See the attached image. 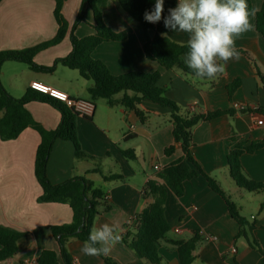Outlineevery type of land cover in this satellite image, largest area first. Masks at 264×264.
<instances>
[{
    "label": "crops",
    "instance_id": "0c3cea01",
    "mask_svg": "<svg viewBox=\"0 0 264 264\" xmlns=\"http://www.w3.org/2000/svg\"><path fill=\"white\" fill-rule=\"evenodd\" d=\"M177 2L165 0L164 15L168 14L169 8H175ZM263 3L264 0H252V7H258L260 11ZM81 4L82 0H67L64 4L62 14L70 28ZM55 7V0H2L0 52L34 48L55 38L59 31ZM92 13L90 9L87 11L88 24L78 28L77 38L94 33L90 26L93 24ZM103 19L114 31L132 30L127 40L105 42L93 53V59L103 62L114 75L122 76L134 71L160 72L159 85L165 90L166 97L187 110L189 115L235 111L233 117L224 115L194 127L191 154L238 206L247 222L257 225L255 237L264 249V192L249 193L239 188L228 163L229 151L235 144L231 138L248 142L264 138V114L257 112L259 109L264 111V38L256 30L257 14L252 20L255 30L245 33L236 42L237 49L247 54L241 55L238 61L230 60L226 75L217 81L200 80L182 71H167L148 60L144 52L142 26L126 15L117 0L109 1ZM156 25L172 41L187 44L188 34L166 29L163 20ZM69 34L70 30L62 43L36 55L35 63L52 66L57 59L68 56L72 52ZM1 80L8 93L16 99L23 98L35 81L63 91L74 99H92L88 91L92 82L85 80L78 71L63 66H58L54 73H44L32 71L26 64L6 62L2 67ZM237 81L240 85L230 98L227 86ZM94 102V115L79 117L76 122L81 147L92 158L77 159L72 142L58 140L53 145L47 173L53 184L86 177L95 187L103 189L110 210L101 212L95 226L119 223L123 236L127 233L126 226H130L134 217L153 202L144 193L147 183L156 179L158 171L178 160L183 153L178 145L172 156L164 154L165 149L175 143L169 109L144 101L139 106L144 113L141 120L136 112L118 105L111 107L107 100ZM238 105L250 111L241 113L243 109ZM27 108L36 122L47 130H56L62 122L61 113L49 104L29 102ZM41 142V135L31 128L25 129L13 141L6 142L0 137V225L24 233L17 255L0 264H37V258L43 251L59 253V244L51 234V227L73 221L69 204L40 203L38 200L42 189L35 175V165ZM124 152H129L134 158H128ZM241 163L250 180L264 182V149L253 155L243 154ZM113 174L122 175L125 180H104L103 176ZM165 213L171 231L160 243V264H180L177 247L171 241H187L195 233L201 236V240L192 264H264V256L253 249L244 236H240V225L231 218L224 199L209 187L202 176L185 183V193L181 198L169 191ZM210 237L217 238L211 241L207 239ZM83 243L73 239L68 244L74 264H107L100 257L85 256L81 252ZM108 257L115 264H150L139 259L122 243L116 244Z\"/></svg>",
    "mask_w": 264,
    "mask_h": 264
},
{
    "label": "trees",
    "instance_id": "16d2710c",
    "mask_svg": "<svg viewBox=\"0 0 264 264\" xmlns=\"http://www.w3.org/2000/svg\"><path fill=\"white\" fill-rule=\"evenodd\" d=\"M66 1L55 0L54 16L59 26L55 38L34 48L0 52V137L6 142L13 141L18 139L27 128L34 129L41 135L42 142L37 149L35 165V175L42 189L38 200L40 203L69 204L73 212L71 224L51 227V234L59 244L60 252L43 251L37 258V264H74L68 250L69 242L73 239L85 242L88 239L90 229L95 225L96 219L101 215V212L109 211L110 206L105 202L103 189L95 187L93 182L86 177L69 179L60 184H53L50 181L47 166L56 141L72 142L75 156L79 160L92 158L83 151L78 138L76 122L80 116L66 104L47 94L31 89H28L23 98L16 99L13 97L8 93L1 80L2 67L6 62L26 64L35 72L54 73L58 66L78 71L85 80L92 82L88 91L93 100L104 99L108 101L111 107L118 105L126 110L134 111L141 120L144 113L139 106L144 101L157 103L162 108L170 110L175 143L166 148L164 154L167 157L172 156L180 145L183 156L160 172L158 171L157 178L147 183L144 193L150 196L153 202L142 213H138L134 217L130 226H126L128 228L127 233L123 235L121 243L133 250L139 259L150 264L161 263L160 243L171 231V226L165 217L168 192L172 191L175 196L183 197L185 183L199 176H202L209 187L224 199L231 218L240 225V236H244L249 245L264 256V249L254 233L257 225L247 222L246 218L241 215L238 206L227 196L221 186L205 173L203 167L191 154V149L194 146V127L201 122H210L224 115L233 117L235 111L233 109L229 111L219 110L189 115L187 110L166 97L165 90L159 85L162 78L160 72L148 74L134 71L122 76L114 75L103 62L93 59V53L97 47L105 42L127 40L132 30L117 32L106 25L103 13L110 0H82L80 12H78L70 28L62 14ZM172 1L176 2V0ZM117 2L127 16L142 26L145 35L144 52L148 60L158 63L167 71H182L195 77L192 70L183 62V56L188 51L187 44L172 41L165 36L160 26L145 21L144 13L154 7L155 0H117ZM247 3L251 9L252 0H247ZM89 9L93 12V24L90 26L94 29V33L79 39L76 37V31L82 25L88 24L86 13ZM69 30L72 52L64 58L57 59L52 66L37 65L34 61L35 56L51 46L62 43ZM256 30L264 38V3L257 13ZM239 51L241 55L247 54L245 51ZM239 85V81L228 84L227 90L230 98ZM119 96L121 97L118 98ZM29 102L46 103L58 110L62 115V122L57 129L47 130L36 122L27 108ZM248 111L250 109L246 108L241 110V113ZM257 112L264 114L262 109ZM231 142L235 144L229 151L228 163L233 180L239 188L249 193L264 192V182L250 180L241 163L243 154L253 155L264 149V138L254 142L238 141L231 138ZM124 155L128 158H134L129 152H124ZM103 178L106 181L115 182L125 180L122 175L115 174L103 176ZM23 237V232L0 225L1 263L17 255L20 251L19 241ZM200 240L201 236L195 233L187 241H171L177 247L180 264H192L194 262L196 259L195 251ZM100 258L104 259L107 264H115L109 257L100 256Z\"/></svg>",
    "mask_w": 264,
    "mask_h": 264
},
{
    "label": "clouds",
    "instance_id": "9594fccd",
    "mask_svg": "<svg viewBox=\"0 0 264 264\" xmlns=\"http://www.w3.org/2000/svg\"><path fill=\"white\" fill-rule=\"evenodd\" d=\"M164 2L155 0L154 7L144 13L145 21L156 24L163 20L166 29L189 35L184 63L196 78L217 81L226 75L227 63L241 57L237 40L255 30L252 20L259 8L249 9L247 0H178L164 15ZM122 232L119 223L94 225L81 252L89 257H108L122 242Z\"/></svg>",
    "mask_w": 264,
    "mask_h": 264
},
{
    "label": "built area",
    "instance_id": "2783aa9c",
    "mask_svg": "<svg viewBox=\"0 0 264 264\" xmlns=\"http://www.w3.org/2000/svg\"><path fill=\"white\" fill-rule=\"evenodd\" d=\"M30 89L47 94L51 96L53 99H56L64 104H66L68 107L73 108L74 111L80 116V117H92L95 113L96 105L93 99H74L67 93L60 91L58 89L52 88V86L46 85L44 83L35 81L30 84ZM239 109H244V107L238 105ZM176 232L180 233L179 229L175 230ZM217 237H210L207 238L208 240H216Z\"/></svg>",
    "mask_w": 264,
    "mask_h": 264
},
{
    "label": "rangeland",
    "instance_id": "374dc122",
    "mask_svg": "<svg viewBox=\"0 0 264 264\" xmlns=\"http://www.w3.org/2000/svg\"><path fill=\"white\" fill-rule=\"evenodd\" d=\"M119 97H121V96H119ZM119 97H118V98H119ZM234 199H235V198H234ZM235 201H236V200H235Z\"/></svg>",
    "mask_w": 264,
    "mask_h": 264
}]
</instances>
